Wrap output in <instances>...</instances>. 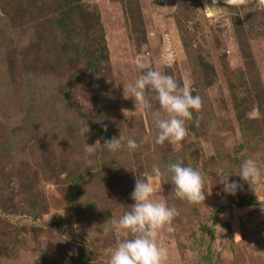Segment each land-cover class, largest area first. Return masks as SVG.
<instances>
[{"label": "rangeland", "instance_id": "obj_1", "mask_svg": "<svg viewBox=\"0 0 264 264\" xmlns=\"http://www.w3.org/2000/svg\"><path fill=\"white\" fill-rule=\"evenodd\" d=\"M20 1L15 0L13 8ZM29 1L30 8L21 3L23 15L0 24V62L10 73L0 84L1 107L9 106L18 89L30 90V76H41L42 82L33 89L37 110L32 117L25 123L13 120L9 128L0 125V171L14 177L33 165L35 175L30 170L29 176H35L33 186L45 213L32 224L20 220L18 234L0 223V264H108L104 250L130 234L114 230L104 235L102 216L110 221L130 210L132 180L144 178L153 165L166 168L165 160L173 156L202 172L207 195L191 205L171 193L170 173L161 178L162 187L153 199L180 212L173 221L175 231L160 232V241L169 249L167 264H264V119L258 108L264 95V0ZM78 1L72 17L85 34L87 52L97 49L104 56L97 72L92 74L84 60L70 64L67 56L58 54L52 58L54 65L51 61L43 70L34 68L33 58L43 63V57L57 53L56 26L45 22ZM103 40L106 49L101 47ZM141 64L144 69L138 68ZM148 68L173 75L180 83L190 82L195 95L205 88L198 95L206 107L193 110L198 134L187 120L188 134L182 141L155 143L156 125L130 91ZM30 69L36 71L29 73ZM57 92L58 97L65 94L63 100L75 96L56 103L52 94ZM146 96L153 110L159 109L155 93ZM1 107L3 122L12 111ZM73 114L76 122L71 125ZM87 122H103L104 132L81 134ZM121 133L136 139L140 147L130 152L125 145L117 153L109 152L103 144ZM19 149L24 153H16ZM12 151L27 163L18 166L17 158L18 164H11ZM247 158H254L262 170L260 180L251 184L237 174ZM74 165L94 170L95 180L89 182L95 183L99 199L108 198L104 213L97 210L98 215L88 217L86 209L61 208L71 180L67 171ZM222 177H229V183L238 181L242 189L226 194ZM85 185L78 190L83 197L90 193ZM13 186L17 200L18 188ZM57 219L65 223L61 228L68 225L70 230H44ZM96 220L102 223L95 225Z\"/></svg>", "mask_w": 264, "mask_h": 264}, {"label": "clouds", "instance_id": "obj_2", "mask_svg": "<svg viewBox=\"0 0 264 264\" xmlns=\"http://www.w3.org/2000/svg\"><path fill=\"white\" fill-rule=\"evenodd\" d=\"M144 69V65H138ZM131 97L136 104H140L148 111L156 125V144L178 143L188 134L186 121L191 120L193 111L202 108V97L193 95V88L188 81L178 82L173 75L162 73L153 68L143 71L135 83L131 86ZM146 92H154L153 99L159 102V109L153 110V105L146 96ZM81 134L89 132L88 124L82 126ZM126 145L132 152L140 147V143L134 139L120 134L119 138L106 141L103 146L111 153L121 151ZM90 164L91 161L87 160ZM170 173L172 184L171 193L180 200L189 203L205 201L204 176L202 172L190 164L185 165L183 159L167 164L162 169L153 165L150 172L144 174V178H137L135 187L130 194L134 203L130 210L125 211L119 218H111L102 225V232L108 235L114 230H126L130 236L118 241L115 246L107 247L104 252L109 257L108 264H167L169 249L159 239L162 229L169 233L175 231L173 221L180 215L175 206H169L166 202L153 199L154 194L160 190L161 178ZM242 180L249 182L259 181L262 175L261 167L254 158L245 159L237 173ZM223 183V191L226 194L236 195L242 189L238 181L229 183V177L220 180ZM264 210V204L261 205ZM71 255V253H70Z\"/></svg>", "mask_w": 264, "mask_h": 264}, {"label": "trees", "instance_id": "obj_3", "mask_svg": "<svg viewBox=\"0 0 264 264\" xmlns=\"http://www.w3.org/2000/svg\"><path fill=\"white\" fill-rule=\"evenodd\" d=\"M14 1L15 0H0V8L2 9V12H3V16L0 15V24H3V26L4 24H7V22L13 20L16 16L23 15L24 7L28 6L30 8L32 7L31 3H33L32 1H29V0H22L18 2L20 3L18 4L19 6H14L13 8L12 3ZM21 3L23 4L24 7L21 5ZM79 3H80L79 1L74 2V3L70 2L62 10H60L56 15H54L51 18V21L45 22L48 24H52V26L54 25L56 26L55 28L57 31V36H58V41H59V43L56 45L57 48H55V51L57 53L55 52L50 53L48 58L43 57L42 59L44 61L43 62L44 64L41 62L40 58H36V59L33 58L32 66L34 68H39V70H43L44 67H47L46 66L47 62H51V61H52V64L54 65L56 61H54L52 58L57 59L55 54H58L59 56H67L69 58L70 64L77 60H84L87 66H89V69L91 70L92 74L97 72V68L102 62V59L104 58V56L101 54H98L97 49H96V53L94 52V50H92L91 52H87L89 47H87L85 43V40H86V38L84 37L85 34L80 31L81 28L74 23L73 17H72V11L76 10L79 7L80 5ZM2 28L3 27L0 25V46L3 44L1 42L2 41L1 33L3 31ZM102 43H103V45L101 46L102 49L103 48L106 49V43H104V40ZM74 54L75 55L79 54V56H75ZM15 67L17 68V66ZM44 70H46V68ZM35 71H36L35 69H30L28 72L34 73ZM8 74L10 73L7 71L5 65L3 64V62H0V84L2 82L4 83V81L6 80L5 77H7ZM30 78H31L30 83H28V86L31 87L30 90L28 91L24 89V91L23 90L21 91L18 89L17 93L13 95L12 98H9L8 105L10 107L4 104L2 108L1 103H0V107L2 110L8 107L9 111L10 110L12 111L11 114L9 113L8 117H5L3 122H0V125L4 126L5 128L11 127L12 125H10L9 122L13 120L23 119L22 122L25 123L24 120H27L29 119V117H32L31 116L32 111L34 109L37 110V107H35L34 105L35 95L33 93V89L35 87H38V85L41 84L42 80H41V76H36V77L30 76ZM204 92H205V88H202V90L197 92V94H201ZM62 95L63 93H61L58 97V92H57V95L52 94L53 100L56 103L71 101L74 99L75 93L73 96L71 94L66 95L64 100L62 98L65 94L63 96ZM193 95H195V93H193ZM261 97L262 99L258 105V108H259L260 114L262 113L263 115V117L261 116L262 119H264V95ZM261 103L263 106H261ZM202 107H206V104L204 102L202 104ZM71 109L72 107H69L68 111H70ZM39 111L40 109L38 108V112ZM40 114H42V111ZM74 116L75 114L70 116L71 118H73L71 125L76 122V119H75L76 117ZM70 117L68 118L69 124H70V120H69ZM196 119H197V113L193 112L192 119L188 120V122L190 123L189 126H190L191 131L194 130L195 132L197 128ZM87 124L89 127L90 137L95 136V134L93 133L98 132L100 134V133H103L105 130L104 128L105 125L103 122H99V123L92 124V125H90L87 122L85 126ZM106 137H108L107 134L104 135L105 139H107ZM20 152L24 153L20 149L16 153H20ZM10 156H11L9 158L10 163L11 164L14 163L15 164V165L13 164L14 166L18 164L17 160L19 159H20V163L18 166H20L21 163H25V164L27 163L25 157L23 158L15 157V154L13 155V151L11 152ZM175 157L176 156H173L172 158H170V160L166 159L164 167H166L167 164L169 163L175 162V160L178 159ZM33 168H34L33 165L30 166V168L25 171L26 175L22 174L23 172L22 173L18 172L19 177L18 176L12 177L11 174L6 175V174H3L2 171H0V223H2L4 228L8 226L7 229H9L11 227L13 231L16 232V234H18V231L20 228V223H21L20 220L28 219V221L32 224V223H35L37 219L45 213V209H44L45 205L40 199V197L37 195V191L33 186L36 180L35 176H29L30 170L32 172ZM62 169L66 171V168L64 165H62ZM93 173H94V170L92 168H87V167L82 168L81 166L77 167L75 165L73 166V171L71 170L67 171V174L71 175V180H69V186H66V193H67L66 199L64 203L61 204V208L71 209V210L75 209L77 210V212L81 211L82 209L83 211L86 209V211L88 212L87 213L88 217L91 215L93 216V214L98 215L99 213H96L97 210L104 213V211L107 209V206H108V198L102 196L101 199H99V194H97L96 189L92 187L93 185H95V183L93 184L89 182L90 179L91 180L94 179L93 176L95 175ZM33 175H35V173H33ZM134 181L135 180H132L131 185L133 186V188H131V190H134V187H135ZM83 183L86 184L85 186H87L90 192L88 193L86 197H83L81 195L80 193L81 190L78 191L79 188L83 185ZM13 185H17V188H18V192H17L18 199L17 200H16V195L13 190V187H14ZM190 204L193 205L194 203H190ZM46 210H47V207H46ZM102 217H103V221L106 222L105 218L108 219V217L106 215ZM87 221L88 223H90L89 218H87ZM96 223L99 224L102 222L96 220L95 225H97ZM64 224L65 223H61L57 219L50 226H47L46 228H44V230L50 231L53 228H56L58 231H61V232L69 231L70 228L68 225L65 229L61 228V226H63ZM41 230H43L41 227L40 228L37 227V231H41ZM66 242L69 244V246L74 247V245L72 244V242L69 241V239H67ZM2 246H3L2 243H0V247ZM78 248L81 251V247L78 246Z\"/></svg>", "mask_w": 264, "mask_h": 264}]
</instances>
